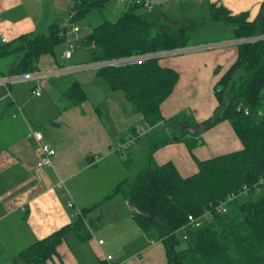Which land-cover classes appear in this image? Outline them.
<instances>
[{
  "label": "crops",
  "instance_id": "1",
  "mask_svg": "<svg viewBox=\"0 0 264 264\" xmlns=\"http://www.w3.org/2000/svg\"><path fill=\"white\" fill-rule=\"evenodd\" d=\"M118 1L119 4H108L104 13L113 10V15L121 16L128 3ZM147 1L150 8L144 7L153 11L154 24L172 29L208 20L211 5L223 6L232 15L248 13L250 20H254L264 3V0ZM72 2L0 0V46L25 34L48 35L54 24L63 27ZM93 15L94 12L77 23L80 39L70 59L64 58L65 45L58 46L54 55L39 59L35 73L25 76H14L19 60L16 55L0 59V264H26L20 257L23 250L74 223L86 208H93L85 216V234L89 238L82 241L69 233L59 245L58 254L47 264H108V256L119 264H167L166 253L158 243L151 244L146 239L149 236L137 225L133 209L122 194L94 208L118 182L126 179L123 170L132 171L140 165L144 152L141 142L122 154L112 153L111 149L127 141L132 129L144 123L140 115L132 112L126 97L112 92L97 76L98 63L90 62L94 47L86 46L85 38L99 25H93ZM204 29L224 30V36L196 42L195 37ZM190 36L191 47L155 55H159L162 67L179 73L172 95L161 106L163 116L170 119L182 114L196 125L214 115L219 105L215 85L236 59L239 40L232 39L233 27L211 21L197 26ZM75 82L87 94V100L77 105L65 97ZM37 89L39 96L34 94ZM176 125L164 123L161 128L172 133ZM35 131L41 132L44 142L57 150L50 167H36L40 143L32 136ZM198 139L201 145L192 151L186 143L160 148L154 154L155 162L158 165L172 162L180 175L188 178L198 172L197 160L243 149L228 121L205 130ZM101 165L103 171L113 169L117 173L109 184L99 179L79 183L81 175ZM135 173L136 168L127 178ZM71 199L74 208L68 206Z\"/></svg>",
  "mask_w": 264,
  "mask_h": 264
},
{
  "label": "trees",
  "instance_id": "2",
  "mask_svg": "<svg viewBox=\"0 0 264 264\" xmlns=\"http://www.w3.org/2000/svg\"><path fill=\"white\" fill-rule=\"evenodd\" d=\"M110 2L73 0V22L79 23L92 12L103 14ZM140 8L145 7L128 4L115 22L105 21L93 29L85 38L86 46L94 47L91 63L191 47V32L207 21L233 27L234 40L264 35V3L254 20H250L248 13L232 15L223 6L211 5L208 20L200 19L196 24L175 29L154 24L137 12ZM62 32L63 27L54 24L48 35H22L0 46V59L14 55L19 58L14 76L35 73L39 59L54 55L56 48L64 44ZM238 47L236 59L215 85L219 105L205 123L211 129L228 121L243 149L197 160L198 172L188 178H183L172 162L158 165L154 159L155 152L168 144L186 143L191 151L201 145L199 134L180 127V123L194 125V120L182 114L166 119L161 111L179 81V73L162 67L157 57L135 65L102 67L96 72L112 92L126 97L132 112L143 118L142 126L150 129L135 143L141 142L144 149L138 172L118 182L94 208L117 194L134 203L140 211L133 210L137 225L147 234L156 233L165 246L167 264H264V192L257 193L254 188L264 173V119L258 116V111L264 110V39L242 42ZM65 97L76 105L87 100L78 82ZM240 106L248 108L251 114L239 111ZM164 123H177L175 131L166 133L161 128ZM136 129H132V135L137 134ZM244 186L250 188L249 194L230 203L227 213H213L200 228L186 227L190 215L200 216L212 210L229 195L240 194ZM242 196L247 197L243 202L239 201ZM92 209H84V215L78 216L74 223L23 250L20 255L23 262L47 264L58 254L59 245L69 233L87 240L85 216ZM184 227L185 233H180Z\"/></svg>",
  "mask_w": 264,
  "mask_h": 264
},
{
  "label": "built area",
  "instance_id": "3",
  "mask_svg": "<svg viewBox=\"0 0 264 264\" xmlns=\"http://www.w3.org/2000/svg\"><path fill=\"white\" fill-rule=\"evenodd\" d=\"M123 2H126L128 4H142L143 6L150 8V3L147 0H120ZM74 18V12H73V2L71 3L70 6V11L68 15V19L66 23L63 25V32L62 36L64 39V45L66 47V50L64 52V58L70 59L72 58L73 54L75 53L76 49V41L80 39V27L73 22ZM263 36L259 37H254L246 40H239V44L242 42H250V41H258V40H263ZM173 53V52H170ZM159 57V55H142V56H134V57H127V58H120V59H115L103 63H98V68L102 67H124V66H129V65H135L139 63H143L147 60H150L152 58ZM35 95L39 96L40 95V89H37L34 92ZM239 111H242L245 115H250L251 112L248 108H242L240 106L238 108ZM258 116L262 119H264V110H259L258 111ZM145 129H150L148 127L144 128L142 125L137 127L136 129V135H131L129 139L125 142L118 143L115 145L112 149V153L116 154H122L126 151H128L130 148H132L135 143L138 140V137L143 136L146 134L148 131ZM32 136L36 138L37 141L40 143V158L36 164L37 168H45V167H50L53 165V161L55 156L57 155V150L53 148L49 143L44 142V137L43 134L39 131L32 132ZM255 191L257 193H263L264 192V173L258 180L257 184L254 186ZM250 192V188L247 186H244L240 194H232L229 195L225 200L221 201L217 206H215L212 210L205 211L204 214L200 216H194L190 215L188 217V224L186 227H194V228H200L202 227L211 217L213 213L217 214H225L228 211V206L230 203H232L235 199H237L240 195H247ZM68 206L70 208L75 207V202L73 199H71L68 202ZM78 215H81V211H78ZM186 227L182 228L180 233H185ZM186 237H184V240ZM99 244L102 245L104 244V241L101 240L99 241ZM106 262L108 264H119L118 262L114 261L112 256L106 257Z\"/></svg>",
  "mask_w": 264,
  "mask_h": 264
},
{
  "label": "rangeland",
  "instance_id": "4",
  "mask_svg": "<svg viewBox=\"0 0 264 264\" xmlns=\"http://www.w3.org/2000/svg\"><path fill=\"white\" fill-rule=\"evenodd\" d=\"M112 3L119 4V1L118 0H111V2L109 4H112ZM152 8H154V11H156V13H157L156 7L154 5ZM137 12L143 14L144 17L147 18L148 20H150V21L153 20V11H148V9H146V8H140V9H138ZM119 17H120V15H118V16L113 15V10H111L110 12L103 13V14H100L99 12H94V15L92 16L91 21L93 22V25L96 26V25L101 24L105 21L115 22ZM84 28H87V27H84ZM86 32H87L86 29H84L83 33L86 34ZM223 32H224V30L204 29V30H201L200 35L198 34V36H196L195 39L198 40L196 42H206V41H210V40L213 41L215 39L217 40L218 38L224 36ZM62 45H64V44H61L59 46H62ZM135 168H136V173H137L139 170V165H138V167L136 166ZM135 168L132 171L128 170L129 172L126 170H123L124 173H126V178L128 176H131L130 174L133 173V171H135ZM116 174L117 173H114L113 169L110 170V172L107 169L105 171H103L102 165H101L98 168H96L93 172H87V173L81 175L78 181L81 184V183H85V182L90 183L91 181H96L97 179H99L98 181H101V182H103V184L105 183L107 185V184H109V182H111V179L113 180V178ZM114 186L115 185H113L112 187H109L110 188L109 190H111ZM245 197L246 196L240 197L239 201H241V202L245 201L247 198V197L246 198ZM95 222L98 223L97 218H95ZM147 236H149V238H146V239H148V241L151 242V244L152 243H156V244L158 243V245L162 248L163 253L164 252L166 253L164 244L157 238V235L154 231L149 233V234H146V237ZM182 246L183 247L185 246L184 243Z\"/></svg>",
  "mask_w": 264,
  "mask_h": 264
},
{
  "label": "water",
  "instance_id": "5",
  "mask_svg": "<svg viewBox=\"0 0 264 264\" xmlns=\"http://www.w3.org/2000/svg\"><path fill=\"white\" fill-rule=\"evenodd\" d=\"M181 128L183 130L189 131L191 134L197 135L207 130L208 125L206 123H198L196 125H182ZM129 205L136 213H140V211L138 210V208L134 203H130Z\"/></svg>",
  "mask_w": 264,
  "mask_h": 264
},
{
  "label": "bare ground",
  "instance_id": "6",
  "mask_svg": "<svg viewBox=\"0 0 264 264\" xmlns=\"http://www.w3.org/2000/svg\"><path fill=\"white\" fill-rule=\"evenodd\" d=\"M238 48H239V47H238ZM214 90H215V89H214ZM193 136H194V135H193ZM252 190H253V189H252ZM245 198H246V197H245ZM222 201H223V200H222ZM214 206H215V205H214ZM214 206H213V207H214Z\"/></svg>",
  "mask_w": 264,
  "mask_h": 264
}]
</instances>
